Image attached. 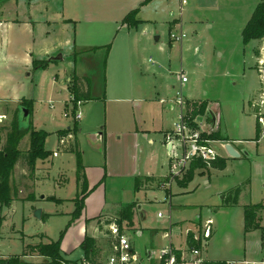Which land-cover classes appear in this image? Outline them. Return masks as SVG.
<instances>
[{"label":"rangeland","instance_id":"obj_1","mask_svg":"<svg viewBox=\"0 0 264 264\" xmlns=\"http://www.w3.org/2000/svg\"><path fill=\"white\" fill-rule=\"evenodd\" d=\"M16 1L0 0V18L13 16ZM62 1L56 0L55 6L58 7L59 3L61 5ZM64 1L67 5H72L73 2ZM83 1L90 5H95L96 2L100 5H97L98 12L94 15L103 23L96 34L95 29L90 34V28L84 24L86 16L78 11V45L86 41L94 44L91 49L78 48V52H83L78 53L76 65L73 59L64 57L48 63L49 66L35 68L26 62L22 47L28 45L36 49L46 44L47 40L27 35L29 33L23 34L17 27L7 29L0 26V115L4 116L0 120V127L11 126L18 117L19 106L24 103L30 105V99L33 109L30 121L32 127L46 131L45 148L56 150L58 128L63 127L66 122L73 129L78 122L71 111L73 104L68 103V100L65 103L68 116L60 113L62 103L59 99L62 98L58 96V90L63 88V97L68 95L65 87H61V80L66 78V71H73L74 66L78 69L86 68L93 81V94L96 97L104 95V98L90 101L86 106L87 112L85 105H79L76 109V113H83L81 122L79 121L83 128L79 133L78 143L82 155L83 152L87 154V162L98 163V160L90 156V152L101 162L104 158V155H100L103 152L102 142L106 140L105 130L116 129L119 112H126L124 105L132 106L128 100H116L124 95L130 97L129 94H121L123 90L133 86L135 90L143 89L146 94L151 89H157L162 97L163 93L174 92V85L180 89L179 73L185 72L189 78V82L182 88L185 99L189 96L202 98L208 104L207 111L212 122L205 119L204 123H200L199 120L192 119L201 138L209 140V145L219 155L224 153L225 149L210 137L214 131V128L210 129L211 124L218 121L216 129L220 126L231 138L242 139L245 149L241 150L240 157L227 159L224 170L197 169L193 178L188 180L191 161L185 167L179 164L185 150L180 145L177 134L173 132L186 105L175 103L176 109L167 117V121L155 123L150 116V108L152 107L153 112L155 105H146L142 101L146 111L144 125L151 129L169 130L170 135L176 137L171 140L174 147L170 151V140L166 139V143L160 141L158 136L162 137L161 130L157 135L153 132L148 138L141 137V140L134 143V147L129 145L128 151L126 149L130 154L128 164L133 166L137 177L113 180L109 196L114 203L108 205L111 207L109 211L120 217L118 219L122 222L123 234L130 238L138 253L136 264H160V251L171 243L174 247L186 248L188 227L183 224L194 220L204 223L210 218L214 222V234L206 248V258H264L263 229L251 233L245 231V205L264 203V58L260 60L264 57V40L243 42L240 29L246 24L243 20L246 14L242 13L236 18L239 7L232 5L231 0H223L225 2H222L219 12L215 9L205 15L201 13L202 8L197 6L199 0ZM242 1L243 8L252 3L251 0ZM19 5L20 10L24 9L21 2ZM24 5L27 9L28 4ZM132 7L134 15L141 21L129 31L124 20L122 21V15ZM250 7L249 18L254 11L253 6ZM4 10L6 12L1 13ZM207 22L212 23V27L206 26ZM171 33H185L186 36L181 43L173 40ZM237 43H240L239 49L232 54L230 48L233 49ZM54 76L58 79L57 83H53ZM50 101L56 105V109L51 108ZM130 111L138 116L137 107H130ZM258 114L263 118L261 122ZM99 118L101 122L93 126ZM56 121H61L62 124L56 125ZM99 132H103V140ZM6 133L7 129L4 128L1 132L0 150L5 145ZM32 148V135L28 132L19 149L24 154L32 151ZM245 151L249 154L246 155ZM47 158L50 161L54 159ZM61 158L64 164L61 163ZM112 158L113 163L119 160L116 155ZM55 161L69 170L67 178L74 176L73 169L78 167L75 153L72 157L64 155L55 158ZM40 166L41 162L37 159L31 170L24 159L20 160L9 176L6 199L2 201L0 197V264L15 260L18 256L20 260L33 264H55L68 260L64 254L54 257L46 254L45 251L52 250V247L49 239L41 233L45 229L34 213L29 214L30 210L23 208V203L27 202L24 199L30 197L33 186L49 178L47 173L38 171L44 169ZM55 177L59 178L58 174ZM147 177L158 179L148 183ZM247 179H251V184L241 195L240 204H224L223 196L227 195L226 192ZM74 185L76 183L72 180L58 193L65 197L74 196L77 191ZM47 186L44 188L47 189ZM139 186L144 188L138 189ZM80 189L81 185L79 191ZM42 195L44 193L38 196L37 201H43L40 199ZM12 201L15 202L13 207L8 204ZM76 202L80 203L79 200ZM129 203H135L134 218L127 215V209L122 208L118 213V205L120 207ZM159 212L162 213L161 217L158 216ZM65 223V219L54 218L48 227V233L59 235ZM261 225L264 227V217ZM102 228L100 234L93 237L99 251L96 262L108 264V258L115 250L116 239L109 231V226L104 225ZM138 229L142 230L141 234H138ZM23 252L26 255L20 257ZM83 252V248H80L71 257L78 259V264L90 263L85 259V253L83 257Z\"/></svg>","mask_w":264,"mask_h":264},{"label":"crops","instance_id":"obj_2","mask_svg":"<svg viewBox=\"0 0 264 264\" xmlns=\"http://www.w3.org/2000/svg\"><path fill=\"white\" fill-rule=\"evenodd\" d=\"M20 2H21V5L24 7V9L22 10L19 9ZM222 2H225V1L223 0H199L197 6L198 8H202L201 13L205 15L207 14V12L210 13L209 11H212L215 9L217 12H219L220 7L222 6ZM251 2L252 3L250 6H253L252 8L255 11L257 5L261 2V0H251ZM24 3L28 4L27 9L25 8ZM56 3H57L56 0H17L16 5H15L16 9L14 11L13 16L10 18L4 17V16L0 18V26L7 27V29L11 26L17 27V29H19L20 32H22L23 34L25 32V33H29L27 35L37 36L40 39L45 38L47 40L46 44L36 49L34 46H28L25 44H24L25 46L22 47V50L24 51L25 56H26L25 57L26 62L34 65L35 68H36V63H39V64L42 63L41 66H37V68L46 67V66H49L48 63H53L54 61L61 60L64 57H68V58L70 57V59H73L75 61V65H76V62H77L76 58H77L78 53L83 52V50H80L81 52H78V48L79 49L81 47L83 48L88 47L90 49L93 48L92 44L94 43L90 41H86L84 43H81V45H78V41H77V26L79 23L78 11L81 14L84 13V16H86L85 18L87 21L85 20L84 24L88 28H90L91 31L88 30L90 34H92L91 32L93 31V29H95L94 32L96 34L99 30V26L102 25L103 23V21L98 20L97 17H95L94 15L98 12L97 9H98V6H100L98 5L97 2L95 5H90L88 2H84L83 0H79V1L73 0L72 5L71 4L67 5L66 1L63 0L61 5L59 3L58 7L55 6ZM231 3L232 5L239 7L236 18H238L239 15H242V13L246 14L243 19L245 20L246 24L244 23V25H242L240 29V32L242 33V40H243V30L245 26L247 25V23L249 22V20L252 18L254 11H252V15L249 18V12H250L249 8H251L250 6L247 8L245 6V8H243L244 2L242 0H231ZM116 6H119V4ZM133 11L134 9L132 7L128 11L125 10L124 11L125 13H123L122 15L123 16L122 21L124 20V25H126V29L129 28V31L131 28H134L137 26V25L130 26L129 24L125 23L126 16ZM5 12L6 10L1 11V13H5ZM246 16H247V19H246ZM209 20L210 19H207V21ZM116 22H118L117 19H116ZM82 23L83 21H81V24ZM207 24L208 25L206 26L208 27H212L213 25L212 23H209V22H207ZM172 26H175V25L173 24ZM72 27H74V29ZM75 29L76 31H72ZM261 40H264V38H262ZM182 41L180 42L182 43ZM239 44L238 43L236 44V46L233 48L234 50L230 48V51L232 54L239 49V46H240ZM181 46H183V44H181ZM58 54H62L61 59H58V60L51 59L53 56H56ZM263 58L264 57H261L260 60H262ZM73 75H77L82 78L85 77L87 82L89 83L92 99L87 100V101H82V103L80 104V105H85L84 108L86 112L88 111V108L86 106L89 104L90 101H93L98 98L100 99L104 98V95L102 96L99 95L96 97V95L93 94V81H92V78L88 75V69L86 68L78 69V67L76 68L74 66L73 71H66V78L61 80V84H62L61 87H65L66 91L68 92L67 97L66 98L63 97V94H64L63 88H60L58 90V96L62 98V99H59V102L62 103L59 109H60V113H63L64 116L65 115L68 116V112H69L67 111V107L65 106V103L67 102L69 95H70V89H69L71 85L70 81L72 80ZM53 78H56V80H54ZM53 78H52L53 83H57L58 81L57 77L54 76ZM188 82H189V79H188ZM86 86H87V83H86ZM173 88L176 91L177 86L174 85ZM175 91L171 93H163V96L160 97L161 93L157 89L156 90L151 89L145 94L143 89L141 90L140 88L139 90L138 89L135 90L133 86H130L129 89H124L123 92L121 93V94H129L128 96L130 97H127L125 95L117 97L116 100H124L126 102L128 100L129 102H131L132 106L124 105V107L127 109L126 112L124 111L119 112L118 123L116 124V129L111 128L109 130H105L106 140L102 142L103 152L101 153V155L99 154L100 156L104 155V158L101 159V162L94 154H92V152H90V156L98 160L96 161L98 163H88L89 161L87 162L88 160L87 154L83 152L82 162L85 168L86 193L83 199V207L81 209V212L74 219H73V213L75 212L77 208L75 199L77 197V194L79 192V188L81 185V182L78 180V177H77V168L73 169L74 176L72 178L71 177L67 178L66 176H68L69 170H66L65 167L60 164V162L55 161V158H60V157H63L64 155L72 157L74 153H63V152L54 153L49 156V157L54 158L52 161H50V159L48 158L38 159L41 162L40 167L44 168L43 170H38V171L39 172L43 171L44 173H47L46 176L49 178H47L44 181L38 182L33 186V192L29 194L30 197L24 199L27 202L23 203V208L27 207L30 210L29 214H33L36 208L42 209V217L41 219H39L40 220L39 223L41 224L42 227H44L45 230L41 231V233H43V235H45L47 239L49 240L50 239L58 240L62 236L61 250H62V254H64V256L67 259L78 261V259L72 258L71 256L72 254L76 253L80 248H82L81 244L85 240V238L87 236L97 237L103 229L102 226L106 225L108 227V224H106L107 219L120 218L119 216H117V214L109 211L111 210V207H108L109 204L114 203L110 199V196H109L110 189H112V186H113V180L117 178L127 179V178L137 177L135 176L136 171L133 169V166L130 167V165L128 164L129 159H130V154L129 152H126V149L128 151L129 145H132L134 147L135 146L134 143L136 141L141 140V137L148 138L149 136H151L153 132H156V135H157V133L161 130L157 128L151 129V128H148L146 125H144L145 124L144 121L146 117L145 115L146 111H145L144 105L145 104L147 105L148 103L152 106L155 105L153 112L151 110L152 107L150 108V112H151L150 116L153 117V120L155 121V123L156 122L165 123V121H167V117H169V115L172 112H174L176 109L174 106V104L176 103L175 95H174L176 93ZM23 98L25 99L26 97H23ZM136 100H139V101L137 102ZM187 100L206 102L202 98L198 99L192 96H189ZM29 101H30V105L29 104L27 105L28 107L32 109L31 100L29 99ZM142 101H145V104ZM49 103H50L51 108H54V109L57 108L56 105L51 103V101ZM130 107H132L133 109L137 107L138 116H137V113L136 114L134 113V111L133 113L130 111ZM209 115L210 114H208V111H206L205 115L202 116L203 120L200 121V123H204L205 119H207L208 122H212L211 117ZM258 117L260 118L261 114H258ZM81 119L79 120L76 119V121L79 122ZM78 122H77L76 129H77V138L79 142L80 140L79 133L81 132L83 126H81L82 124H80L81 121L79 123ZM99 122H101L100 118L97 119L96 124L93 126H97ZM217 122L218 121H216V123ZM55 123L56 125L62 124L61 121H56ZM216 123H214L213 121V124H211L210 129L214 128L213 129L214 131H219L222 138H224L223 140H216L219 143V145H221L225 149V152L222 153L221 156L224 157L226 160L230 158H234L229 155V153L227 152L225 148V145L228 142H230L233 145V147L241 154V150L245 149L243 140L231 138L228 134H226L222 130L220 126L219 128L216 129L215 127ZM62 126L63 127L58 128V133L61 130L70 129V128L72 129V127L68 126L66 122H64ZM33 127L34 129H36L35 126ZM161 132H163L162 137L158 136L160 137V141L166 143V139L170 140L168 144L170 143L172 144V148L170 150L172 151L174 144L173 142H171V140H173V138H176V137L171 136L170 135L171 132L169 133V130H165V128H163ZM262 134H264V132ZM261 139H262V136H261ZM261 139L260 138L258 139L259 142ZM49 151H55V150H49ZM95 151L99 152V150H95ZM245 152H246V155L249 154L248 151H245ZM114 155H116L119 159L117 160V163H116V160H115V163H113L112 161L113 160L112 157ZM61 160H62L61 163L64 164L62 158ZM210 170L212 171V170H218V169H210ZM218 171H222V170H218ZM57 174L59 178L55 177ZM72 180L73 182L76 183V185H74L77 189L76 194L71 197L69 196L65 197L59 194L58 193L59 190L64 189L65 186L70 184ZM247 180H249V183L246 184L241 195L243 194V192H246L248 190L249 185L251 184V179H247ZM151 181L152 180H146V182L148 183H150ZM45 185H48L47 189L44 188ZM137 188L142 189L144 187L139 186ZM45 190L46 192H44ZM41 193H44L43 195L44 198L42 197L40 198L43 201L41 200L37 201L39 199L38 196ZM49 197H55L63 201L61 203H58L52 199H49ZM8 204H11V206L13 207L15 205V202L13 203L12 201ZM130 204L131 203H129L128 205ZM248 204H258V203H248ZM125 205L126 204H123L120 207L119 205L117 206L118 213L119 211L122 210V208L123 209L127 208L128 205L126 206ZM140 208H141V205L138 206V209ZM133 211H134V214H133V218H134L135 213H136V208H134ZM142 216L144 218L143 214ZM56 217L65 219L66 223L64 227L61 229V231L59 232V235H54L55 233L53 235H50L48 233V227L51 224V221L54 220V218ZM263 217H264V213L261 214L260 223L262 222ZM29 218L30 217L28 215V219ZM200 224H201V220H194L192 221V223L189 222V223L183 224L186 227H188L187 236L189 235V233L196 232ZM259 229H263L262 234L264 238V227L261 225V228ZM259 229H256V230H259ZM157 230L158 228L156 229V231ZM256 230L250 231V233ZM137 232L138 234H141L142 230L138 229ZM82 255L84 257V252L82 253ZM218 260H221V259H218ZM222 260L231 261L230 259H222ZM261 260H264V258H261ZM245 261H260V260H245Z\"/></svg>","mask_w":264,"mask_h":264},{"label":"trees","instance_id":"obj_3","mask_svg":"<svg viewBox=\"0 0 264 264\" xmlns=\"http://www.w3.org/2000/svg\"><path fill=\"white\" fill-rule=\"evenodd\" d=\"M135 11L129 13L125 18V23L129 24L130 26H136L141 20L135 18L134 15ZM264 38V0L257 5L252 18L249 20L247 25L243 30V40L244 43L249 42L253 39H262ZM109 48V47H108ZM42 64V63H41ZM41 64L36 63L37 66H41ZM70 92L74 95L76 101H87L92 99L91 90L89 83L87 82L86 78L79 77L77 75H73L72 80L70 81ZM87 83V86H86ZM23 105L27 106L26 103ZM207 102H198L187 100L186 103V114L185 116L189 118L191 121L192 119L198 118L199 116H204L207 111ZM75 108H71L72 114L75 115ZM31 112L32 109L28 107ZM6 128V142L3 148L0 150V197L2 201L6 199L5 193L7 191V184L9 180V176L20 160L24 159L25 163L27 164L28 168L33 170L34 165L37 159L47 158L54 153H75L77 156V177L78 180L81 182V189L77 194L75 201L76 202V210L73 213V219L76 218L83 207V199L86 193L85 187V168L82 162V151L79 147L78 138H77V129H65L61 130L58 133V146L55 151H49L45 148V140L47 136V132L43 130H35L32 125L28 129H23L20 127L18 119H14L11 126H3L0 127V139H1V132ZM259 131V130H258ZM30 132L32 135V151L28 153H24L19 149V145L23 139V137ZM214 140H223L219 131H213L210 134ZM226 167V159L221 155H218L214 159L205 160L202 158L194 157L191 160L190 168L188 170L187 177L188 180L193 178V175L197 169L207 170L210 169H218L223 170ZM156 177H147L146 180H155ZM249 183V180L243 182L241 185L235 186L229 189L223 196V203L227 205H239L240 203V196L241 193ZM85 189V191H84ZM82 197V198H81ZM58 203H61L63 200L57 199L55 197H49ZM9 203V202H8ZM78 203V204H77ZM135 203H131L127 206V215L132 217L134 214ZM264 213V204H247L245 205V231L250 232L256 229L261 228V214ZM115 223L120 232H122V222L120 219H107L106 224L110 225ZM61 238L58 240H49L52 250H46V254L50 256L61 255ZM188 243L190 245L193 244L192 234L188 235ZM95 238L93 237H86L85 240L82 242L81 247L84 249L85 259L90 262L91 264H97L96 259L99 255V251L96 247ZM25 248V247H24ZM53 252V254L51 253ZM26 253L23 252L20 254L21 256H25ZM15 260L5 261V264H33L31 262H27L25 260H20L19 256L14 258ZM55 264H78L77 260H66L63 263H55ZM205 264H227L225 260H206Z\"/></svg>","mask_w":264,"mask_h":264},{"label":"built area","instance_id":"obj_4","mask_svg":"<svg viewBox=\"0 0 264 264\" xmlns=\"http://www.w3.org/2000/svg\"><path fill=\"white\" fill-rule=\"evenodd\" d=\"M185 33L175 34L171 33V38L176 41H182L185 38ZM264 72V71H263ZM56 80V78H53ZM188 77L184 72L179 73L180 80V89H176L175 93V102L179 105H186L187 100L183 94V87L188 82ZM264 94V93H263ZM68 102L73 104V108L76 105V109L82 103V101H76L72 93H70ZM186 108V106H185ZM75 109V113H76ZM185 112L181 115L180 122L176 124V129L173 131L177 134L180 141V145H183L185 154L183 158L180 159V165L185 167V164L192 158L198 157L205 160H210L216 158L219 154L217 150L209 145V140H203L201 138L200 132L194 127L193 120L185 116ZM3 115H0V120L3 118ZM77 120L82 118V112L79 111L75 114ZM262 117L259 118L261 122ZM194 121H198V118H195ZM264 132V128H263ZM182 167V168H183ZM173 169V168H172ZM174 170V169H173ZM181 170V169H180ZM183 171V170H182ZM177 173V172H176ZM158 216L161 217L162 213L159 212ZM110 232L114 235L116 242L114 243V252L109 256L107 263L108 264H136L138 258V253L134 250V247L131 244L130 238L121 233L118 226L115 223L108 225ZM190 234V233H189ZM192 234L193 244L188 243L187 247L177 248L171 243L169 246H165L160 251V264H205L206 260L205 251L207 246L210 243V240L214 234V222L213 220L207 219L204 223H201L198 230ZM84 264H91L84 262ZM227 264H264V260L260 261H245V260H231L227 261Z\"/></svg>","mask_w":264,"mask_h":264},{"label":"water","instance_id":"obj_5","mask_svg":"<svg viewBox=\"0 0 264 264\" xmlns=\"http://www.w3.org/2000/svg\"><path fill=\"white\" fill-rule=\"evenodd\" d=\"M62 58V54H58L56 56H53L51 59L52 60H58V59H61ZM18 122H19V125L21 128L23 129H28L30 127V124H31V110L25 106V105H20L19 106V114H18ZM198 120L199 121H202L203 120V117L202 116H199L198 117ZM102 136V140H103V132H99ZM172 148V144L170 143L169 144V150H171ZM225 148L227 150V152L229 153L230 156L232 157H235V158H238L241 156V154L233 147V145L228 142L226 145H225ZM42 198H44V196L42 195L41 196ZM34 216L37 218V219H41L42 217V209L41 208H36L35 211H34Z\"/></svg>","mask_w":264,"mask_h":264}]
</instances>
